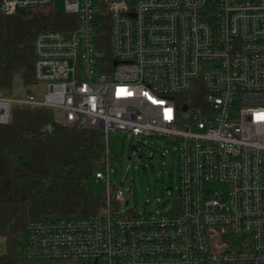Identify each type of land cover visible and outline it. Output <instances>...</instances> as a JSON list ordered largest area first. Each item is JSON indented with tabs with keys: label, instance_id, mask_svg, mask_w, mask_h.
<instances>
[{
	"label": "built area",
	"instance_id": "obj_1",
	"mask_svg": "<svg viewBox=\"0 0 264 264\" xmlns=\"http://www.w3.org/2000/svg\"><path fill=\"white\" fill-rule=\"evenodd\" d=\"M53 1L2 0L0 14ZM61 1L74 27L33 41L35 86L44 92L0 97V126L18 107L100 130L94 175L106 186L105 206L84 218L29 221L26 259L264 264V0ZM110 132L176 144L169 212L115 211L124 192L110 181ZM217 183L225 197L206 198Z\"/></svg>",
	"mask_w": 264,
	"mask_h": 264
},
{
	"label": "trees",
	"instance_id": "obj_2",
	"mask_svg": "<svg viewBox=\"0 0 264 264\" xmlns=\"http://www.w3.org/2000/svg\"><path fill=\"white\" fill-rule=\"evenodd\" d=\"M74 25L75 16L51 5L0 14V97L33 94L35 35L70 31ZM54 112L15 107L8 125L0 126V264H36L13 253L16 239L25 240L29 221L84 218L99 213L104 204L102 196L88 189L100 165L102 132L64 126Z\"/></svg>",
	"mask_w": 264,
	"mask_h": 264
},
{
	"label": "rangeland",
	"instance_id": "obj_3",
	"mask_svg": "<svg viewBox=\"0 0 264 264\" xmlns=\"http://www.w3.org/2000/svg\"><path fill=\"white\" fill-rule=\"evenodd\" d=\"M51 6L56 12L61 14L65 12L61 0H54ZM98 51L108 58L107 46H100ZM41 89L40 86H34L32 91L44 92ZM54 113L60 120V113ZM108 138L111 185L121 188L124 192L123 202L113 204L115 211L127 215L169 212L175 204L178 184L176 144L169 142L165 137H149L138 143L134 138L121 132H110ZM88 189L97 197H105L106 186L101 181H90ZM225 189L226 186L223 184H209L205 188V196L209 198L218 193L224 198ZM104 206L105 204L102 208ZM16 240L13 244L14 255L18 259H26L24 237ZM2 249L3 243L0 241V252Z\"/></svg>",
	"mask_w": 264,
	"mask_h": 264
},
{
	"label": "water",
	"instance_id": "obj_4",
	"mask_svg": "<svg viewBox=\"0 0 264 264\" xmlns=\"http://www.w3.org/2000/svg\"><path fill=\"white\" fill-rule=\"evenodd\" d=\"M184 110H185V108H184Z\"/></svg>",
	"mask_w": 264,
	"mask_h": 264
}]
</instances>
